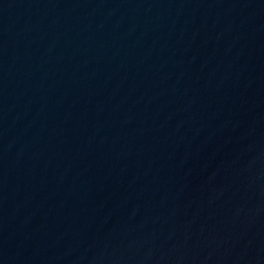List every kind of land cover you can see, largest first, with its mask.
<instances>
[{
  "label": "water",
  "instance_id": "water-1",
  "mask_svg": "<svg viewBox=\"0 0 264 264\" xmlns=\"http://www.w3.org/2000/svg\"><path fill=\"white\" fill-rule=\"evenodd\" d=\"M0 264H264V0H0Z\"/></svg>",
  "mask_w": 264,
  "mask_h": 264
}]
</instances>
